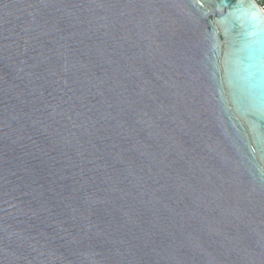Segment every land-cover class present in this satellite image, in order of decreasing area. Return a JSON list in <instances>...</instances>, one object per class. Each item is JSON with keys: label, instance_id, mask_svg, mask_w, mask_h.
<instances>
[{"label": "water", "instance_id": "obj_1", "mask_svg": "<svg viewBox=\"0 0 264 264\" xmlns=\"http://www.w3.org/2000/svg\"><path fill=\"white\" fill-rule=\"evenodd\" d=\"M0 264H264L255 0H0Z\"/></svg>", "mask_w": 264, "mask_h": 264}, {"label": "built area", "instance_id": "obj_2", "mask_svg": "<svg viewBox=\"0 0 264 264\" xmlns=\"http://www.w3.org/2000/svg\"><path fill=\"white\" fill-rule=\"evenodd\" d=\"M259 6L261 7L262 11L264 12V0H255Z\"/></svg>", "mask_w": 264, "mask_h": 264}]
</instances>
